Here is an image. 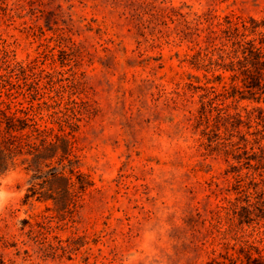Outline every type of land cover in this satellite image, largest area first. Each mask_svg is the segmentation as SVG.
<instances>
[{
    "label": "rangeland",
    "instance_id": "1",
    "mask_svg": "<svg viewBox=\"0 0 264 264\" xmlns=\"http://www.w3.org/2000/svg\"><path fill=\"white\" fill-rule=\"evenodd\" d=\"M44 1L42 8L58 15L53 30L24 11L0 13V47L16 62L34 61L37 72L43 71L30 80L29 88L13 87L10 99L3 96L1 108L9 105L7 112L13 113L32 105L39 112L38 123L45 125L46 116L63 110L68 101L85 103L79 134L81 171L94 185L82 208L72 217H62L50 202L22 203L27 177L21 167L0 175V235L16 243L8 248L0 244V263L223 261L220 234H209L203 219L222 198L236 197L233 175L225 174L229 166L222 158L200 156L198 135L186 122L187 111L194 106L174 107L170 101L174 91L190 82L189 75L198 76L200 85L204 82L202 72L184 61L185 54H191L190 44L148 32L137 36L130 15L118 4H123L121 0ZM156 4L181 8L182 13L211 9L219 16L264 17V0H156ZM167 23L174 28L175 23ZM27 89L33 94L24 98ZM234 105L238 111L256 106L264 110L263 102ZM23 220L36 229L38 243L45 240L48 257L39 252L41 245L26 237L27 226L21 231ZM58 240L69 248L66 254L57 251L52 256L48 247H57Z\"/></svg>",
    "mask_w": 264,
    "mask_h": 264
},
{
    "label": "trees",
    "instance_id": "2",
    "mask_svg": "<svg viewBox=\"0 0 264 264\" xmlns=\"http://www.w3.org/2000/svg\"><path fill=\"white\" fill-rule=\"evenodd\" d=\"M44 3L0 0V13L24 11L32 20H42L47 30H53L58 15L42 8ZM121 3L118 4L130 15L137 36L144 37L148 32L152 37H173L179 43L190 44L191 54H185L184 61L191 69L202 72L201 85L198 76L189 75L190 82L174 91L170 101L174 107L194 106L187 111L186 122L198 135L200 156L222 158L229 166L225 174L233 175L236 197L222 198L203 219L209 234L219 232L224 251L223 261L213 259L210 264H264V110L256 106L238 111L234 105L241 101L264 103V17L234 13L219 16L211 9L200 14L182 13L181 8L158 6L156 0ZM167 22L175 23L174 28L170 29ZM58 38L62 40L63 36ZM42 72H37L34 61L22 65L0 47V175L21 167L27 177L23 204L50 202L60 216L72 217L94 185L90 175L81 171L79 134L85 103L68 101L63 110L46 116L45 125L38 123L39 112L32 105L13 113L7 112L9 105L5 110L1 108L3 96L10 99L13 87L29 88L30 80ZM27 91L23 92L24 98L33 94ZM196 215L201 218L199 213ZM21 223V231L28 227L26 237L38 243L34 226L26 220ZM35 227L42 229L39 223ZM57 242V247L49 245L50 255L56 256L57 251L66 254L69 246ZM44 243L45 240L38 243V250L48 257ZM0 244L2 248L16 246L1 235Z\"/></svg>",
    "mask_w": 264,
    "mask_h": 264
}]
</instances>
